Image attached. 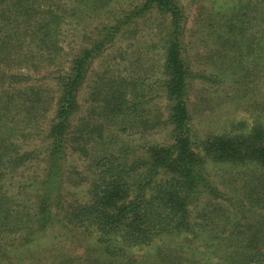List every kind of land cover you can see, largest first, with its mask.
Wrapping results in <instances>:
<instances>
[{
	"label": "trees",
	"instance_id": "trees-1",
	"mask_svg": "<svg viewBox=\"0 0 264 264\" xmlns=\"http://www.w3.org/2000/svg\"><path fill=\"white\" fill-rule=\"evenodd\" d=\"M123 2L0 0V228H13L14 233L25 229L30 236L34 229L44 232L52 226L64 171L61 161L69 147L90 157L96 171L91 201L65 215L66 223L83 238L94 239L97 253L87 256V264H153L141 254L136 257L132 248L139 251L157 242L150 260L162 264L182 250L167 244L188 235L205 240L211 254L218 253L219 264H264V123L260 119L247 132L198 136L191 129L188 96L193 72L184 56L182 6L177 0ZM241 4L223 21V33L233 44ZM146 19L160 44L156 81L165 99L162 117L142 101L137 83L106 82L103 70L95 79L90 76L93 63L119 35ZM71 30H79L80 37L69 46ZM30 71L50 78L32 79ZM88 77L93 81L88 110L100 130L89 127L90 114L78 118L79 94ZM10 111L21 112L19 129L8 123ZM140 126L165 127L170 140L136 145L139 149L130 155L121 134ZM112 135L114 140L109 139ZM95 144L102 149L92 151ZM38 160L43 162L41 170L26 185L18 184L17 193L29 188L30 211L23 212L7 202L11 198L1 184L10 172L37 165ZM208 160L246 170L240 201L229 203L231 207L222 202L231 199L222 198L223 192L207 179ZM252 211L261 215L247 220Z\"/></svg>",
	"mask_w": 264,
	"mask_h": 264
},
{
	"label": "rangeland",
	"instance_id": "rangeland-1",
	"mask_svg": "<svg viewBox=\"0 0 264 264\" xmlns=\"http://www.w3.org/2000/svg\"><path fill=\"white\" fill-rule=\"evenodd\" d=\"M123 1L126 0H116L117 4L125 3ZM177 1L182 6L186 17L184 56L193 72L188 96L192 115L191 129L196 131L198 136H204L227 131L247 132L260 119L264 123V0ZM238 3H242L241 13L238 14L241 22L233 44L231 43L232 38L227 39L228 35L223 33L222 26L227 18L226 13ZM90 22L92 23L93 19H90ZM151 26L150 21L146 19L133 27L136 32L133 29L122 32L123 34L119 35L115 43L105 50L103 56L93 63L95 68L90 76L95 79L99 71L103 70L102 74L106 82L118 79L120 84L122 81L137 83V93L141 95L142 101L147 100V105L153 115L163 116L165 113L164 94L158 86L159 82L156 81L161 72L160 44L153 35ZM79 37V30H71L67 37L69 46L76 45ZM67 49L63 57L67 56ZM11 53L14 55L13 52ZM13 59L17 61V64L22 60L18 55H14ZM18 69L20 68L15 67L14 71ZM29 74L32 79L41 76L32 71ZM42 76L41 80L50 78L49 74ZM91 77L87 78L79 94L78 118L90 114L89 127L93 126L96 129L95 116L91 114L92 110H88L91 104L88 92L93 85ZM7 121L18 129L23 126L21 112H11ZM38 132L43 133L41 129ZM74 137L77 135L75 134ZM112 137L113 135L109 139H113ZM121 140L124 142L122 144L124 149L132 155L136 153L135 149L153 141L160 144L167 143L170 140V134L165 127L145 130L144 126H140L122 133ZM73 143H70V146ZM98 144H95L92 151L95 152L97 148L102 149L103 146L100 147L101 145ZM136 145L139 146L136 147ZM41 150L42 148L39 149ZM65 152L61 161L64 171L59 203L54 206L57 208L52 226L44 232L34 229L30 236L29 231L25 229L14 233L11 230L13 228H0V264H69L65 261L68 259L70 264L75 263L74 260L87 264V256H94V251L97 253L94 239L83 238L81 231L68 225L65 220V215L70 208L91 201V185L96 175L93 161L90 157H83L77 151L70 150L69 147ZM205 164L209 183L218 191L223 192L222 198L227 196L231 199V201L225 199L222 202L228 206H230L229 203L234 205V202H239L243 181L247 178L244 177L246 170L242 167H227L210 160ZM27 165L24 169L10 172L1 184L7 198H11L7 202L17 205L23 212L30 211L28 209L30 201L26 200L29 188L26 187L24 193H17L18 184L29 183V178L33 179L35 173L41 170L43 162L38 160L37 165ZM243 190L246 193L244 188ZM259 215H261L259 212L252 211L247 220L250 217L259 218ZM237 218L236 216V220ZM180 239L176 238L170 245H167L169 249L182 250L174 253L175 257L171 256L170 260L162 264L220 263L218 253L211 254L208 249L210 246L207 247L205 240L201 242L200 239L193 238L191 235ZM209 242L212 241H208V245ZM158 245H160L159 242L139 251H137L139 247H133L132 251L135 256L141 254L153 264H158V261L155 263V259L150 260L159 248Z\"/></svg>",
	"mask_w": 264,
	"mask_h": 264
}]
</instances>
